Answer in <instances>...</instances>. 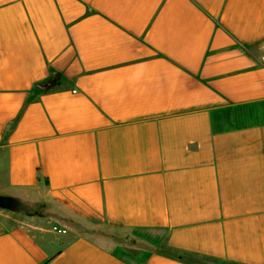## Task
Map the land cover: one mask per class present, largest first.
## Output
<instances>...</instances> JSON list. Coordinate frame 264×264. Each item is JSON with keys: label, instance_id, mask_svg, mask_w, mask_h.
I'll return each mask as SVG.
<instances>
[{"label": "crops", "instance_id": "1", "mask_svg": "<svg viewBox=\"0 0 264 264\" xmlns=\"http://www.w3.org/2000/svg\"><path fill=\"white\" fill-rule=\"evenodd\" d=\"M0 264H264V0H0Z\"/></svg>", "mask_w": 264, "mask_h": 264}]
</instances>
